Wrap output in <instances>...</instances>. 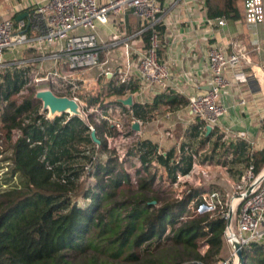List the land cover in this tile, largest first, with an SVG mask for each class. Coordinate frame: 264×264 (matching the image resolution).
<instances>
[{
	"label": "trees",
	"instance_id": "16d2710c",
	"mask_svg": "<svg viewBox=\"0 0 264 264\" xmlns=\"http://www.w3.org/2000/svg\"><path fill=\"white\" fill-rule=\"evenodd\" d=\"M244 1L205 0L207 16L239 20L238 3ZM157 31L161 35L163 27L158 26ZM149 35L143 34L146 46ZM26 84L19 71L0 77V97L7 103L6 107L0 105V122L11 148L5 161L10 162L8 173L17 181L10 185L11 178L6 177L3 181L9 186L0 190V264H216L221 259L226 223L218 215L202 213L204 206L198 201L202 193L191 189L175 198L153 188L158 166L170 186L190 174L196 156L190 145L181 143L178 150L174 146L162 151L150 140H138L128 153L140 164L132 177L124 168L125 161L108 152L105 136L110 137L113 130L106 121L94 124L96 144L78 116L64 113L49 120L39 115L33 97L19 104L11 102ZM136 89L109 79L107 96L120 99ZM100 97L87 98V106L99 105L106 113L112 110V105L100 103ZM186 103L178 93L166 90L152 104H133L125 119L150 118L161 106L175 108ZM112 104L126 110L117 101ZM261 128L264 132V122ZM200 129L202 123L191 131L203 135V144L214 133L206 136ZM12 130L18 131L14 142ZM107 152L103 163L97 161ZM235 158L244 169L253 165L255 174L264 168V148L250 153L246 143L221 142L220 136L204 161L228 165L232 174L230 164ZM79 199L86 206H79ZM200 242L207 249L204 254L198 250ZM152 245L160 253L145 249ZM242 252L244 264H264L263 245L251 243Z\"/></svg>",
	"mask_w": 264,
	"mask_h": 264
},
{
	"label": "built area",
	"instance_id": "2783aa9c",
	"mask_svg": "<svg viewBox=\"0 0 264 264\" xmlns=\"http://www.w3.org/2000/svg\"><path fill=\"white\" fill-rule=\"evenodd\" d=\"M243 7L244 20L249 26L255 27L264 23V0H245ZM126 9L131 10L141 23L139 31L132 38L142 37L146 32L150 33L148 45L135 65V72L144 82L165 87L170 75L167 65L158 56L157 31L164 13L162 0H45L42 4L32 7L26 18L18 22L17 27L13 20L0 21V70L9 69L10 73L21 72L27 82L25 88L32 85L35 89L33 93L35 101L39 102L35 99L37 92L48 90L56 97L72 100L80 111L86 106L78 95L84 84L83 75L101 64L96 28L99 25H106L111 15L121 14ZM217 24L223 26L224 21L219 19ZM29 32L32 33L30 36ZM19 47L35 50L38 54L32 60L35 67L30 60L16 62L4 59L6 54L12 53ZM123 47V55L129 63L130 46L125 42ZM50 50L52 51L47 55ZM46 60L50 62L47 68L44 67ZM244 61L246 56L239 50L231 54H227L219 47L209 50L207 63L211 75V89L202 95L191 96L187 101L189 112L202 123L203 132H206V127L209 126L210 133H223L219 127V120L227 113V109L217 102V98L227 85L225 76L228 73H233L235 80L245 81L243 74L237 72ZM126 66L130 67L129 64ZM103 75L113 79L115 85L126 87L130 85L131 77L128 71L113 73L105 70ZM1 104L4 105L6 102L2 101ZM90 110L98 114L95 118L97 123L104 120L113 131L117 129L120 132L123 145L133 146L140 140L139 131L132 129V124L138 123L137 121L127 122L125 115L119 111L118 117L126 123L124 127L119 123H111V114L108 113L112 112L111 110L106 113L99 105ZM39 115L49 120L54 118L49 110L42 107V103ZM80 118L86 122L89 133H95V123L89 122L85 114ZM217 136L223 138V135ZM105 138L108 140L109 137L105 136ZM251 146L250 153L254 152ZM196 158L194 156V163ZM228 167V165L218 166L226 175L229 174ZM85 169L89 170V165ZM263 176L264 168L260 173L255 174L253 165H249L241 176L242 184L235 186L237 189L235 197L229 200L227 195L218 190L200 195L198 201L204 206L202 213L210 216L218 215L226 223L222 241L223 245L229 248V253L225 259L220 256L221 259L217 264H237V257L231 245L232 239L242 250L251 243L264 246ZM229 218L230 223L227 225Z\"/></svg>",
	"mask_w": 264,
	"mask_h": 264
},
{
	"label": "crops",
	"instance_id": "0c3cea01",
	"mask_svg": "<svg viewBox=\"0 0 264 264\" xmlns=\"http://www.w3.org/2000/svg\"><path fill=\"white\" fill-rule=\"evenodd\" d=\"M44 1L0 0V21L13 20L17 27L19 22L16 20L17 16L27 14L32 7L42 4ZM162 6L164 8L161 23L163 32L161 35L158 33V56L167 65L170 75L165 87L148 84L136 74L135 65L143 55L146 45L143 36L132 38L139 31L141 23L131 10L126 9L121 14L111 15L106 25H99L96 28L101 64L91 71L95 69L100 72L94 78L89 77L91 76L89 71L86 72L83 75L84 84L81 88L86 85L93 86L94 89L98 88V95L101 94V89L105 90L106 94L103 96L106 102L112 105L111 111L116 114L120 111L125 117H128L131 115L130 107L133 104L142 106L152 104L154 97L166 90L178 93L186 101L191 96L208 92L212 83L207 63L209 50L219 47L227 54L237 50L242 51L246 56V61L241 63L237 72L243 74L245 81L235 80L233 73H228L225 76L227 85L217 98V102L227 109V113L219 120L222 134L214 133L209 140L201 144L203 135L200 133L192 135L191 131L201 122L189 112L187 103L175 108L161 106L151 114L150 118L131 120L139 123L140 139L158 144L162 151H168L174 146L178 150L181 143L190 145L191 150L196 151L197 158L192 171L188 176L178 178L179 180H190L192 177L194 178L196 167L206 168V176H208V170L211 168L208 166L213 164L204 161L203 158H206L205 153L210 148V144H214L215 139L219 137L217 135H223L221 142L241 141L246 143L249 149L252 145L254 152L264 148V132L261 128L264 122V23L255 27L249 26L244 20L243 2L238 3L241 18L236 21L223 20V26L217 24L219 18H208L205 0H162ZM28 34L30 36L32 33ZM125 42L130 46L129 63L123 55ZM37 56L34 49L19 47L12 53L6 54L4 59L16 62L30 60L35 67L32 60ZM126 64H129L130 67L128 68ZM49 66L50 62L46 60L44 67ZM105 70L113 73L128 71L131 77L130 86L133 85L137 88L132 94L128 93L121 98L132 97V105L125 106L126 110L113 107L112 102L119 98L107 96L109 79L101 73ZM103 76L106 81H103ZM81 91L82 89L79 94ZM81 98L86 103L88 102L86 97V100ZM199 131L206 134L203 129ZM196 144L198 147L194 149ZM202 147L204 149H201ZM201 152L204 156L200 161L201 157L198 153ZM199 161L201 165L197 166ZM218 166L213 165L214 168H218ZM230 167L232 174H229L234 178H240L236 185L242 184L241 176L245 170L244 164L235 158ZM216 184L220 186L219 183Z\"/></svg>",
	"mask_w": 264,
	"mask_h": 264
},
{
	"label": "rangeland",
	"instance_id": "374dc122",
	"mask_svg": "<svg viewBox=\"0 0 264 264\" xmlns=\"http://www.w3.org/2000/svg\"><path fill=\"white\" fill-rule=\"evenodd\" d=\"M240 7H241V5H240ZM9 71H10L9 69L0 70V77L2 74H5ZM88 71H86V72H88L91 75V76H89L91 78L96 77L95 75L97 73L99 74V72H100L99 70H95V69H94L95 72L91 71V70H88ZM85 73H84V75H85ZM101 73H103V72H101ZM92 74H94V75H92ZM98 74H97V76H98ZM103 81H106L104 76H103ZM81 89H82L81 94H78V95L80 96V98L83 97L84 100H86V98L89 99L90 95H94V96L98 95L97 94L98 88L94 89L93 86L89 87V85H86L85 87H83ZM34 90L35 89L32 85H28L27 88L23 89L18 94L12 96L10 98L11 99L10 101L19 104L25 99H28V98L31 99L33 97ZM105 94H106V91L101 89V94H100L101 97L98 100L100 101L101 104L111 105L110 103L106 102V99L104 97ZM1 103H2V98L0 97V105H2ZM38 104H39V110H40L41 109L40 101L38 102ZM85 104H86V106L82 107V110L80 109V115H78V116L84 117V114H85V115L89 116V122H93V123L97 124L95 118L97 117L98 114L95 113L94 110H90L91 108L87 106L86 102H85ZM6 106H7V103L3 105V107H6ZM108 113L111 114V116H110L111 123H119L120 125H123L124 127L126 126V123H124L122 118L118 117V114L114 113L113 111L108 112ZM67 115L70 116L69 113H67ZM158 115H160V114H158ZM56 116H59V114L58 115L57 114L52 115V117H56ZM6 134H7V132L4 128V125L2 122H0V190H5L9 186V185L4 184L3 179H5L6 177L11 178L10 185L13 183H17L16 177L12 176L8 173L10 171V168H11L10 162L7 160L5 161V158L10 157V154H11V148L8 145V139L6 137ZM17 135H18V131L12 130L11 137H10L12 142L15 141ZM140 137H141V135L139 136V138ZM122 140L123 139L120 136V132L117 129L115 131H113L112 135L107 140V147L109 149L108 152L109 151L113 152V154L116 157H118L120 161L121 160L125 161L124 162V168L130 173V175L132 177H134L136 170L140 168V164L134 156L129 157L128 153L131 150L132 146L123 145ZM197 147L198 146L196 144L194 146V149L195 148L197 149ZM211 147L213 148V144H210V148L207 149V151L205 153L206 158H208L210 153H211V151H210ZM201 149H204V147H202ZM208 151H210L209 154H207ZM108 152L106 154L99 155L97 157V161H100L103 163L105 158H106V155H108ZM198 154H200L201 158L199 160L201 161L202 157L204 156L203 152L198 153ZM217 155H218V153H217ZM216 158H217V156L215 157L214 161L217 160ZM203 160H205V157L203 158ZM200 161L198 162L197 166H199V164L201 165ZM208 167H211L208 170L209 171L208 176H206V172H207L206 168L201 169L199 167H196V170H195L196 173L194 174V178L192 177L190 180H186V179L185 180H183V179L179 180L178 179L176 184H173L172 186H170L163 168L158 166L157 167L158 180L154 184L153 188L158 193H164L166 196H173L175 198H181L185 193H187V191H189L191 189H198L199 192L202 194L206 193L210 190H216V189L218 190L219 189V191L222 194L228 196L227 199L230 200L232 197H235L237 194V189L235 188V186H237L236 184L238 183L240 178H238V179L234 178L230 174L226 175L224 173V171H222L220 168H214L213 165L208 166ZM84 176L85 175H82L81 179H83ZM88 181L93 183L94 180H88ZM216 183H219L220 186H218V184H216ZM77 203L81 207H84L87 204V202H84L81 199L77 200ZM145 249H148L153 254L160 253V249L154 245L147 247ZM198 250L201 254H204L207 251L206 247L203 244H201V242L198 244ZM228 253H229V248L226 245H223V251H221L220 256H223L225 259L227 257ZM143 254L147 255L146 252H144ZM76 259L81 260V257L76 256Z\"/></svg>",
	"mask_w": 264,
	"mask_h": 264
},
{
	"label": "water",
	"instance_id": "95a60500",
	"mask_svg": "<svg viewBox=\"0 0 264 264\" xmlns=\"http://www.w3.org/2000/svg\"><path fill=\"white\" fill-rule=\"evenodd\" d=\"M27 16L26 13L17 16L16 20L20 21L23 18ZM35 99L40 101L42 103V107L44 109L49 110L50 115L57 114H63V113H70L72 116H78L80 115V111L78 108V105L73 102L72 100L65 98V97H56L52 94V92L45 90V91H39L35 94ZM118 103H121L124 106H131L132 105V97L129 96L126 99H118ZM132 129L136 132L139 131V125L138 123L132 124ZM211 128L209 126L206 127V136L210 133ZM90 137L92 141L96 144L99 143V140L96 138L95 133H91ZM264 177V176H263ZM231 216V213H230ZM230 223V218L227 221V225ZM231 245L235 251V255L237 257V264H244V257L242 249L240 248V245L235 241L231 240ZM192 264H199V263H192Z\"/></svg>",
	"mask_w": 264,
	"mask_h": 264
}]
</instances>
